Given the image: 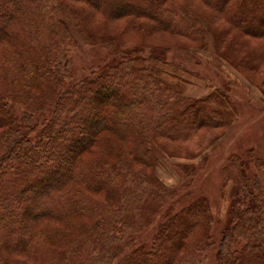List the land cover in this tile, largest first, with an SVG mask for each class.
Segmentation results:
<instances>
[{"label":"trees","instance_id":"1","mask_svg":"<svg viewBox=\"0 0 264 264\" xmlns=\"http://www.w3.org/2000/svg\"><path fill=\"white\" fill-rule=\"evenodd\" d=\"M201 1L220 11L230 26L244 33L264 35L260 29L264 26V0ZM96 2L108 12L115 11L110 14L111 18L124 14L142 21L152 18L165 30L187 34L192 40L199 35L206 39L212 35L220 42L225 40L222 32L211 30L209 21L217 23V15L200 18L195 11L177 6L173 0L168 4L165 0ZM51 6L58 13L55 18L46 12L47 4L43 0H0V264H22L19 258L10 259L7 251L37 250L36 244L41 239L53 248L49 255L54 257L49 264H198L206 247L212 215L205 200L166 220L149 250L135 245L119 259L118 229L129 232L140 225L137 206L134 209L131 203L135 192L125 183L128 162L122 158L113 164L85 168L77 167V161L95 135L108 128L120 137L139 129L135 161L149 162L153 151L152 145L146 142L149 134L180 138L202 123L219 124L225 114L222 104L226 97L216 95L218 98L211 97L207 102L181 97L174 86L162 79L156 63L159 57L142 55L139 48L122 49L123 58L64 90L69 59L62 44L67 37L77 40L84 32L83 13L62 1ZM248 12H252L248 17H237ZM230 41L231 47L243 46L240 35H234ZM263 59L261 51H248L240 58L244 66L249 65L253 70ZM87 90L91 91L88 95ZM111 90L128 92L129 99L106 101ZM14 100L25 108L19 119L10 104ZM202 106L213 110L205 122L193 114ZM34 116L45 121L35 141L31 136ZM68 118L71 120H65ZM81 120L84 126L78 124ZM174 121L185 129L172 135ZM67 135L70 138L65 143ZM141 173L142 179L147 178ZM56 176H59L57 180ZM76 179L93 190L107 185L105 202L113 200L114 203H105L108 206H103L104 212L98 204L89 207L83 197L68 187ZM254 184L258 185L256 181ZM231 198L229 217L235 223L226 226L225 238L218 244L219 262L264 264L262 205L252 196L247 180L235 186ZM88 207L102 214L86 226L79 239L73 238L62 249L60 244H64L60 240L55 242V230L40 224L69 220L73 216L70 214L85 212ZM179 221L182 225L177 224ZM13 237H18L19 244L10 246L9 240ZM235 238H242L243 245L231 249L229 242Z\"/></svg>","mask_w":264,"mask_h":264},{"label":"rangeland","instance_id":"2","mask_svg":"<svg viewBox=\"0 0 264 264\" xmlns=\"http://www.w3.org/2000/svg\"><path fill=\"white\" fill-rule=\"evenodd\" d=\"M43 1L47 4L46 12L54 18L58 13L53 11L51 4L59 1L78 8L83 13L81 23L84 32L79 34L77 40L67 37L62 44L69 59L64 90L71 89L93 72H101L106 65L123 58L125 54L121 52L122 49L139 48L142 55L153 54L159 57L156 63L160 67L162 79L174 86L181 97L202 99L204 102L220 94L226 97V102L222 104L225 114L219 124L202 123L193 128L190 134L180 138L149 134L146 142L153 148L149 162L135 161L140 139L139 129L120 137L108 128L95 135L90 147L79 155L77 161V167L85 168H93L97 164H113L122 158L128 162L125 183L135 192L131 203L134 204V209L137 206L136 214L140 225L129 232L118 229L117 243L120 242L121 251L119 259L135 245L149 250L158 229L166 220L193 207L192 204L205 200L212 215L207 228L206 247L198 264H220L218 255L221 249L218 244L225 238L226 226L235 223L229 217L235 186L247 180L252 196L260 201L264 213V59L254 65L255 70L249 65L244 66V62L240 60L248 51L264 53V35L244 33L230 26L229 20L220 11H215L201 0L173 1L179 7L195 11L200 18L204 16L209 19L210 16L217 15V23L209 21L211 30L222 32L225 40L223 38L220 42L212 35L207 39L199 35L192 40L187 34L165 30L152 18L142 21L141 18L125 14L111 18L110 14L115 11L108 12L106 7L98 5L97 0L92 4L82 0ZM165 2L168 4L169 0ZM8 11L11 12L12 7ZM251 14L252 12L240 13L237 17H248ZM260 29L264 30V26H260ZM234 35H240L243 46L231 47L230 39ZM93 89L92 82L91 90ZM86 92L88 95L91 91ZM107 97L106 101H126L129 93L111 90ZM10 104L15 116L21 118L25 109L23 104L17 100ZM212 113L211 107L202 106L200 111L193 114L195 118L202 117L201 120L205 122ZM44 124L43 117L34 116L31 122L34 128L31 135L33 141L37 139ZM78 124L84 126L82 120ZM173 125L174 130H170L172 135L185 129L179 122L174 121ZM68 137L67 135L65 143L68 142ZM136 172L141 175L137 176ZM141 172L147 178L142 179ZM58 178L59 176L55 177L56 180ZM105 186L93 190L85 188L76 179L68 187L83 197L89 207L98 204L104 212L103 206H108L105 203H114L113 200L105 202L108 192ZM89 207L85 212L70 214L73 216L69 220L41 221L40 224L47 229H51V226L55 230V242L60 240L64 244H60L62 249L73 238L79 239L85 233L86 226L102 214ZM177 224L182 225V222ZM204 229L206 230L205 226ZM37 237L33 238L37 240ZM45 242L47 240H39L37 250L31 249L32 252L8 250V257L19 258L22 264H49L54 257L49 255L53 248L48 247ZM9 243L10 246L18 245V237H13ZM229 244L231 249L240 248L243 239L235 238Z\"/></svg>","mask_w":264,"mask_h":264}]
</instances>
